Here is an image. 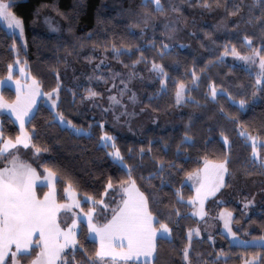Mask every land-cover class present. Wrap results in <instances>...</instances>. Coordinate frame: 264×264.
<instances>
[{
    "label": "trees",
    "instance_id": "16d2710c",
    "mask_svg": "<svg viewBox=\"0 0 264 264\" xmlns=\"http://www.w3.org/2000/svg\"><path fill=\"white\" fill-rule=\"evenodd\" d=\"M10 2L14 5L12 11L23 19L26 49L22 48L21 39L8 32L0 21V79L9 74L8 64L15 65L18 57L21 64L27 61V69L37 77L45 93L57 88L59 80L55 111L41 101L34 112V119L27 123L29 131L35 126L34 142L41 149H47L40 153L33 151L27 159L40 172L47 164L57 173L58 201H65V188L71 182L82 202L81 207L85 211L96 208L94 219L98 225L110 219L111 209L119 204L121 194L109 189L107 195L102 196L106 183L111 178L114 188H118L119 182L127 176L126 169L108 155L112 149L105 148L101 143V136L107 132L115 138L125 162L132 166L133 176L142 190L149 193L159 190L161 180L164 181L161 193L164 204L151 202L150 207L169 224L172 233L169 239L156 240L159 253L156 264H184L181 250L186 244L187 230L201 224L192 216V207L187 204L194 191L185 184L186 173L201 169L205 161L219 162L227 153L229 169L234 175L231 178L227 176L226 181L230 186L224 188L216 199L210 200L207 209L213 213L227 209L233 214L237 234L249 239H264V199L246 217L235 193L237 187L247 186L252 181L264 184V174L251 160V143L240 135L243 129L252 135L264 137V81L258 84L251 70L231 58L220 59L225 45H235L242 54L248 53L249 49L243 42L244 35L253 36V46L261 47L259 24L245 23L249 15H260V4H256L255 0H220L223 6L217 7L213 3L212 9L208 10L200 7L195 0L192 7L201 17L210 12L220 15L230 23L229 30L219 33L209 23L211 21L201 18L197 26L198 34L187 39L182 37L179 43L189 44L181 47L178 42L170 41L164 22L176 15L189 26L192 14L186 0H171L180 7L179 13L170 10V0H162L168 9L163 16L154 13L150 5L147 11L152 12L154 18L147 27L143 24L134 26L145 12L143 0ZM234 3H241L242 11L236 16H229L226 8H231ZM209 18L213 19L214 16ZM47 22L59 27L58 31L53 32ZM113 43L117 47L130 46L121 47V52L130 51L132 55L122 54L117 58L111 47ZM162 45L168 46L167 51ZM141 52L146 59H140ZM133 60H139L134 68ZM153 61L162 65L167 73L163 78L164 85L160 83L161 76L151 70ZM125 64L129 67H124ZM111 66L124 70L127 75L130 71L135 72L130 79L141 89V108L157 119L153 126L141 132H123L114 126L107 110L92 104L94 97H88L87 90L100 93L97 97L103 96L110 82L107 73ZM54 68L59 72L58 78ZM193 69L198 77L195 81ZM179 81L184 82L188 91L182 102L177 104L174 82ZM212 84L217 86L218 93L214 99L210 95ZM221 89L227 91L222 92ZM4 94L13 98L14 92L5 89ZM241 99L245 100L242 109L239 106ZM56 112L63 113L66 120H71L77 128L87 133L77 134L62 126L55 118ZM225 114L234 117L240 126L232 119L225 118ZM1 131L4 138L14 139L19 134L12 118L6 114L1 116ZM186 131L191 142H185ZM221 133L228 137V144L224 143ZM141 148L144 149L142 160L139 154ZM258 150L264 156V149ZM153 157L162 159L166 165L171 162L175 167H165L161 174L157 159ZM245 170L253 174L245 175ZM149 173L155 176L151 181L155 189L140 179ZM177 189L185 203H177ZM86 195L95 200L103 198L110 207L102 210L101 205L93 204L86 199ZM220 199H224L223 203L214 204ZM173 207L179 208L180 216L173 215L169 220L167 214ZM77 239L89 254L99 248L98 243L89 238L84 223H80ZM192 245L206 264H242L241 257L264 259V247L233 245L221 232L214 233L212 240L208 236L193 238ZM221 249L227 256L217 259ZM77 258L80 259L79 253ZM22 264L27 262L22 261Z\"/></svg>",
    "mask_w": 264,
    "mask_h": 264
},
{
    "label": "snow or ice",
    "instance_id": "6c2138e0",
    "mask_svg": "<svg viewBox=\"0 0 264 264\" xmlns=\"http://www.w3.org/2000/svg\"><path fill=\"white\" fill-rule=\"evenodd\" d=\"M213 3L217 7L223 6L220 0H212V2H209V0H197V4L200 7L208 10L212 9ZM255 3L261 5L260 15H249L245 23L259 24L261 47L256 48L253 46V36L244 35L243 42L249 49L248 53L242 54L235 45H225L223 55L231 54L246 63L258 64L259 71L256 74V82L259 84L264 79V0H255ZM150 5L153 6L154 13L162 16L168 11L162 0H143L145 12L141 20L134 25L135 27H139L141 24L147 27L154 18L153 13L147 11ZM13 6L10 0H0V20L4 21L9 29L13 31L19 30L20 35L23 36V19L12 11ZM169 6L172 12H180V7L175 3H171V0ZM226 11L229 16L238 15L242 11L241 3H234L231 8H226ZM249 11L251 12V9ZM241 19L243 20V17ZM164 27L168 29L170 26L165 23ZM171 30L175 31V27L172 26ZM111 47L117 58L122 54L132 55L130 51L121 52V47L130 48V46L121 45V47H117L113 43ZM162 47L167 51V45H162ZM13 48H15V45H13ZM137 50L139 51V49ZM140 59H146L143 52L140 53ZM220 59H222V56ZM15 63L20 64L18 57ZM24 63L27 64V61H24ZM137 63H139V60H133L132 68ZM7 67L9 79H11L13 64H8ZM124 67L128 68L129 65L125 64ZM151 70L156 71L161 76L160 83L164 85L165 80L163 78L167 76V73L164 71L163 66L153 61ZM53 71L58 78V70L54 68ZM19 72L24 83L22 84L19 80L16 82L17 97L15 102L9 103L0 95V109H9L19 122L20 128V134L15 136L14 139L11 137L4 138L3 131H0V165H2L0 166V264H22V261H26L27 264H156L159 259L156 243L157 234L159 233L161 238H169L172 233V228L169 224L155 214L150 207L151 202L157 205L164 204V200L161 197L164 181L161 180L159 190H154L151 193L142 190L137 178L133 176L132 166L125 162L124 155L116 145L115 138L107 132H104L101 136V143L105 148L112 149L108 155L126 169L127 178L119 182L118 188H114L111 178L106 183L102 196L107 195L109 189L121 193L120 202L111 209V217L107 219L106 223L100 226L92 223L93 213L96 208H89L85 211L80 206V201L75 198L71 182L65 188V191L71 195L70 203H60L56 200L54 185L52 190L43 194L42 198L37 195L35 181L40 178V174L32 164L20 158L18 146L23 148L31 147L34 153H40L42 150L47 151V149H41L34 142L33 138L36 135L35 126L33 125L32 131H28L25 129V122L27 119L28 123H31L32 119H34L33 105L37 95L49 96L52 99L53 108H55L56 100L59 98V80H57V88L52 89L51 93H41L40 82L36 76L32 75L23 66L19 68ZM134 75L135 72L130 71L128 74L129 79ZM192 76L194 81L198 79L195 69L192 70ZM121 83H124V81L121 80ZM174 84L176 103L180 104L188 89L183 81L174 82ZM113 87H115V84H113ZM126 89L127 85L125 84V88L120 90L121 94ZM221 91L226 92L227 90L221 89ZM54 94L55 98H53ZM87 95L91 98L99 96L100 93L88 89ZM210 95L213 99L217 95V86L215 84L210 85ZM229 95L231 94L229 93ZM134 98L135 94L130 97V99ZM109 99L114 103H120L116 96H110ZM244 105L245 100H239L241 109ZM221 111L223 112V109ZM55 118L77 134L83 131L77 128L71 120H66L63 113L56 112ZM225 118L232 119L237 126H240V122L229 114H225ZM221 135L224 143L228 144V137L223 133ZM240 135L251 141L252 163L258 165L261 174H264V156H261L258 150L264 149V137L252 135V133L243 129ZM185 142H191L187 131L185 132ZM148 151L151 152V148ZM129 152H131V149H129ZM139 154L142 160L144 155L143 148L139 150ZM153 159L157 158L153 157ZM157 163L158 171L161 174L164 172L165 167H175L171 162L166 165L162 159H157ZM229 163L228 154L225 153L219 162L211 165L205 162L203 170L196 169L186 173L187 177L197 185L195 196L190 197L187 201V204L194 208V215L199 216L201 219L207 216L208 213L205 210L207 198L215 196L221 189L230 186L225 180L226 176L231 178L234 175L229 169ZM43 169L44 173L47 174L44 177L45 179L51 181L56 177L57 173L47 164L43 165ZM252 174L251 171L245 170V175ZM154 178L155 176L152 173H149L148 176L140 177L141 180H144L155 189V185L151 184ZM175 196L177 203H185L179 189L176 190ZM86 199L92 201L93 204L101 205L102 210L110 207L103 198L95 200L93 197L86 195ZM220 203H223V201H220ZM252 203L253 200H248L245 208ZM74 208L79 209L83 213L84 217L87 218L90 231L97 233L100 238V246L92 254H89L88 250L77 239V214H72L70 223L65 221L63 225L61 224L59 218L61 210H65V213L68 214ZM173 215L176 217L180 216L179 208L173 207V210L167 214L168 219L170 220ZM220 218L224 221V228L227 233L232 237H236L237 232L233 231L231 227L232 213L224 210L221 212ZM194 235L200 236L199 228H189L187 230L186 244L181 250L182 260L184 264H194V260L196 264H206L202 260L201 254L193 249L192 240ZM208 239L212 240V236L209 235ZM242 243L247 244L248 242L243 241ZM260 246L264 247V244ZM77 253H79L80 259L77 258ZM220 256L226 257L227 253L221 249L217 253V259ZM240 259L242 264H264V259L257 260L255 256L252 259L243 257Z\"/></svg>",
    "mask_w": 264,
    "mask_h": 264
},
{
    "label": "rangeland",
    "instance_id": "374dc122",
    "mask_svg": "<svg viewBox=\"0 0 264 264\" xmlns=\"http://www.w3.org/2000/svg\"><path fill=\"white\" fill-rule=\"evenodd\" d=\"M194 1L195 0H186L187 7L189 8L188 10H190V12L192 14L191 21L188 23L189 26L184 24L180 19H177L176 15H174L168 19H165V22H164V23L169 24V26H170L168 29H166L169 32L170 41L174 42V43L178 42V45H180L181 47L187 46L189 44L187 42L186 43H179V40H181L182 37H183V39H187L189 36L195 37L198 34V27L197 26L200 23L201 18H203L207 22L211 21L209 23H211L219 33H224V32H227L229 30V24L230 23L227 20H224L220 15H216L215 13L210 12V13H206L204 15L205 17H201L198 14V11L192 7ZM211 16H214V18L213 19L209 18ZM0 21L2 22L3 26L7 29L8 32L16 34L21 39L22 48L25 50L26 49V41H25L24 31H23V36H21L19 33V30L13 31L12 29H9L7 27V25L5 24L4 21H2V20H0ZM50 21H48V22H50ZM48 25L51 28V30H53V32L58 31L59 27H56V25H54L53 23L52 24L48 23ZM172 26L175 27V31L171 30ZM228 57L231 58L232 60H234L237 64L244 66L248 70H251L255 75L259 71L258 64L246 63V62L238 59L237 57H235L231 54L223 55L222 59H227ZM22 66L25 67L26 70H28L26 64H21V63L15 64V65H13V71L11 74V79H9V74L5 78L0 79V95H2L4 97V99L6 101H8L9 103H13L16 100V97H17V83L16 82H17V80H19L22 84L24 83V80L22 79L20 72H19V68ZM15 74H17V75H15ZM107 76H108V79L110 82L107 85V88L105 90L104 95L101 97H94L92 100V104L98 105V106L102 107L104 110H107L112 116L111 119H112L114 126L123 132H126V133H132L134 131L141 132L142 130L146 129L147 127L153 126L157 122V119H156V117L152 116L148 111L141 108L140 102H141L142 93H141V89H140L139 85L136 84L135 82H133L132 79H129L127 73L118 67L111 66V69L108 71ZM121 80H123L124 83H121ZM262 80L264 81V79H262ZM113 84H115V87H113ZM125 84L127 85V89H126V91L123 92V94H121L120 90L125 88ZM5 89L6 90L10 89L14 92L13 98H9V96H6L4 94ZM40 92L45 93L42 90L41 86H40ZM133 94H135V98L130 99V97H132ZM110 96H116V98L120 101V103L119 104L114 103L112 100L109 99ZM53 98H55V94L53 95ZM41 101H43L47 106H49L53 111H55L57 103H58V99L56 100L55 108H53L52 99H50L49 96L37 95L35 97V103L33 105V113L35 112L36 107L38 106V104ZM4 114H6L12 118V120L15 123V125L17 126V128L19 130V134H20L19 122L16 120L15 116L7 108L0 109V131H1V116ZM117 117H118V119H117ZM27 123H28V121L26 119L25 129H27ZM60 124L64 127H68L62 123H60ZM68 128H70V127H68ZM80 133H87V132L83 130ZM250 143H251V141H250ZM18 147H19L20 158L22 160L30 163L27 159V156L29 154H31L34 150H32L31 147H29V148H23L22 146H18ZM9 151H13V150H9ZM205 162H207L209 165L217 163V162H212V161H205ZM205 162H204V165H205ZM204 165L201 168V170H203ZM37 172L40 174V178L35 181V191H36L37 195L42 198L43 194L52 190L53 185H54L55 198L58 201V199H57V188H56V177H54L51 181H49V180L44 178L47 175L46 173H44V171L40 172L37 170ZM226 178H227V176L225 177V180H226ZM185 184H187L189 187H191L193 189L194 196H195V188L197 185L194 183V181L190 180L187 177L185 180ZM223 189H221V191L218 192L215 196H211V197L207 198V200L205 201V210L207 211L208 215L205 216L203 219H201L199 216H196L193 214L194 208L192 207V211H191L192 216H194L196 219H198L201 223L200 225L195 227V228L200 229V236L197 237L194 235L193 238H202L204 236H209V235L212 236L216 232H221L222 234H224L225 236L228 237V239L231 241V243L233 245H237V246H260V245L264 244V239H249L246 236H240L239 234H237L236 237H232L231 235H229L227 233V230L224 228V221L220 218L221 212L224 210H227V209L217 211L216 213H213L207 209L208 202L212 199H216L219 196V194L222 192ZM235 193H236V196H238L237 203L242 206L243 210L245 211L246 217H248L251 209L258 206L260 204V202L264 199V184H261L258 181H252L247 186L237 187ZM74 195H75V198L80 201V206H81L82 202L78 198V195L76 194V192H74ZM248 200H253V203L249 204L247 206V208H245V204L247 203ZM220 201H224V199H220V200L216 201L214 204H216L217 202L220 203ZM58 202H60V201H58ZM66 202L67 203L71 202V195L67 191H65V201L60 202V203H66ZM73 213L78 215L77 235L79 233L80 223H84L87 226L89 238L91 240L96 241L98 243V246H100V238H99L98 234L90 231V229L88 228L87 218L84 217L83 213H81L79 209L74 208L68 214L65 213V210H61V212L59 213V218H60L61 224L63 225V223L65 221L70 223ZM92 223L97 225V226H100V225H98V223L95 222L94 213H93V217H92ZM231 227H232L233 231H236L234 224H233V214H232ZM170 237H171V234H170L169 238ZM158 238H161L159 233L157 234V239ZM243 241H247L248 243L244 244V243H242ZM260 247H262V246H260ZM141 259H143V258H141Z\"/></svg>",
    "mask_w": 264,
    "mask_h": 264
}]
</instances>
